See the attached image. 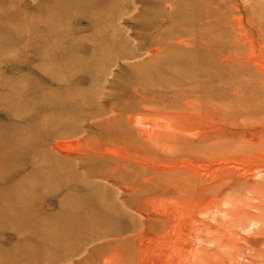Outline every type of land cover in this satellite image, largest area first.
<instances>
[{
	"label": "rangeland",
	"instance_id": "rangeland-1",
	"mask_svg": "<svg viewBox=\"0 0 264 264\" xmlns=\"http://www.w3.org/2000/svg\"><path fill=\"white\" fill-rule=\"evenodd\" d=\"M112 263L264 264V0H0V264Z\"/></svg>",
	"mask_w": 264,
	"mask_h": 264
},
{
	"label": "bare ground",
	"instance_id": "bare-ground-1",
	"mask_svg": "<svg viewBox=\"0 0 264 264\" xmlns=\"http://www.w3.org/2000/svg\"><path fill=\"white\" fill-rule=\"evenodd\" d=\"M28 29V28H27ZM171 51V50H170ZM157 53V52H156ZM166 57H168V56H166ZM111 64V63H110ZM66 66V65H65ZM67 68V67H66ZM101 72V71H100ZM109 73V72H108ZM82 87V86H81ZM85 88V87H84ZM96 91V90H95ZM94 91V92H95ZM8 93V92H7ZM53 95V94H52ZM8 96V95H7ZM6 96V97H7ZM19 98V97H18ZM96 98V97H95ZM7 99V98H6ZM5 99V100H6ZM7 101H8V99H7ZM95 101V100H94ZM5 102V101H4ZM200 105V104H199ZM94 106V105H93ZM192 107V106H191ZM115 111V110H114ZM116 112V111H115ZM117 113V112H116ZM90 114V113H89ZM20 117V116H19ZM98 119V118H97ZM103 119V118H102ZM40 120V119H39ZM92 120V119H91ZM108 120V119H107ZM153 120V119H152ZM41 121V120H40ZM44 121V120H43ZM86 121V120H85ZM105 122H106V119L104 120ZM148 122H151V121H148ZM44 123V122H43ZM59 123V122H58ZM96 123V122H95ZM114 123V122H113ZM120 123V122H119ZM39 124V123H38ZM41 124H42V121H41ZM105 124V123H104ZM109 124V123H108ZM120 125V124H119ZM44 126V125H43ZM108 126V125H107ZM130 126H132V125H130ZM40 127V126H39ZM115 127V126H114ZM87 128V127H86ZM131 128H133V127H131ZM40 129H42V128H40ZM34 130V129H33ZM26 131V130H25ZM24 131V132H25ZM39 131V130H38ZM88 131V130H87ZM143 131V130H142ZM170 131V130H169ZM41 132V131H40ZM39 132V133H40ZM76 133H79V132H76ZM85 133V132H84ZM98 133V132H97ZM139 133V132H138ZM63 135V134H62ZM76 135V134H75ZM83 135V134H82ZM64 136V138H65V136L66 135H63ZM125 136V135H124ZM202 136V135H201ZM57 137H58V135H57ZM114 137V136H113ZM152 137V136H151ZM198 137V136H197ZM62 138V137H61ZM196 138V137H195ZM57 139V138H56ZM84 139H86L85 137H84ZM60 140H62V139H60ZM2 141V140H1ZM67 141V140H66ZM59 142V141H58ZM79 142H80V139H79ZM79 142L78 143H76V144H79ZM81 142H82V140H81ZM81 142H80V144H81ZM134 142V141H133ZM147 142V141H146ZM61 143V142H60ZM59 143V144H60ZM72 143H73V141H72ZM74 143V144H75ZM154 143V142H153ZM195 143V142H194ZM57 144V143H56ZM62 144V143H61ZM76 144H75V146H76ZM123 144V143H122ZM196 144V143H195ZM58 145V144H57ZM63 145V144H62ZM62 145H59V146H57L55 149H58V151H59V148L61 149V150H63L62 149ZM68 144H66V145H63V146H67ZM103 145H105V144H103ZM120 145V144H119ZM83 146V145H82ZM126 146V145H125ZM132 146V145H131ZM135 146V145H134ZM172 146V145H171ZM65 147H63V148H65ZM68 147V146H67ZM76 148V147H75ZM80 148H82V147H80ZM135 148V147H134ZM67 149V148H66ZM70 150H71V148H69ZM69 149H67V150H69ZM124 149V148H123ZM127 149H128V147H127ZM69 150V151H70ZM120 150V149H119ZM169 150V149H168ZM53 151H56V150H53ZM64 151H65V149H64ZM95 151V150H94ZM167 151V150H166ZM57 152V151H56ZM67 152V151H66ZM73 152V151H72ZM135 152V151H134ZM168 152H170V151H168ZM205 152V151H204ZM58 153V152H57ZM60 154H62V152H59ZM206 153V152H205ZM212 153V152H211ZM66 155H69V153L67 154V153H65ZM77 154H79V156L80 155H82L83 156V153H77ZM63 155V154H62ZM211 155V154H210ZM87 156V155H86ZM99 156V155H98ZM123 156H124V154H123ZM169 156V155H168ZM76 157V156H75ZM85 157V156H84ZM114 157V156H113ZM199 157V156H198ZM211 157V156H210ZM137 158V157H136ZM139 158V157H138ZM209 158V157H208ZM85 159H87V158H85ZM77 160V159H76ZM78 161V160H77ZM209 161H211V160H209ZM117 162V161H116ZM216 162V161H215ZM133 163V162H132ZM147 164V163H146ZM227 165V164H226ZM225 166V165H224ZM147 167V166H146ZM191 167V166H190ZM84 169V168H83ZM119 169V168H118ZM194 169V168H193ZM81 170V169H80ZM219 171V170H218ZM175 172V171H174ZM216 173V172H215ZM223 173V172H222ZM52 174V173H51ZM211 174V173H210ZM100 178V177H99ZM123 178V177H122ZM50 180V179H49ZM102 181V180H101ZM28 182V181H27ZM42 182V181H41ZM212 182V181H211ZM37 184V183H36ZM108 184V183H107ZM34 185V184H33ZM115 187V186H114ZM128 188V187H127ZM135 188V187H134ZM143 189H145V188H143ZM26 191V190H25ZM24 191V192H25ZM134 191V190H133ZM15 198V197H14ZM13 198V199H14ZM121 198V197H120ZM124 200V199H123ZM17 202H18V200H17ZM19 203V202H18ZM123 203V202H122ZM22 204V203H21ZM159 205H160V203H159ZM22 206V205H21ZM22 208V207H21ZM28 208H30L31 209V207H28ZM128 209V208H127ZM131 209V208H130ZM25 210V209H24ZM31 210H29V212H30ZM67 211H69V210H67ZM155 212V211H154ZM21 214V213H20ZM22 214H23V212H22ZM30 214V213H29ZM21 216V215H20ZM24 217V216H23ZM27 217V216H26ZM25 217V218H26ZM181 217V216H180ZM182 219V218H181ZM203 220H204V218H202ZM174 220V219H173ZM54 225L52 226V230H54V228L56 229H61L62 230V232H63V234H62V236L58 239V241H62V240H67L68 238H71V239H73L75 236H76V234L77 233H79V231H78V226H77V224L76 223H72V224H70V223H67V222H65L64 220H62V221H60L59 220V222H57V221H54V222H52ZM22 226H23V224H22ZM24 229V228H23ZM22 229V230H23ZM25 230V229H24ZM174 230V229H173ZM172 231V230H171ZM170 231V232H171ZM176 231V230H175ZM179 231V230H178ZM201 231V230H200ZM18 232V231H17ZM23 232V231H22ZM20 233V232H19ZM120 232L118 231V232H116V231H114L113 233H110L111 235H118ZM22 235H23V233H22ZM24 235H25V233H24ZM23 235V236H24ZM31 235V234H30ZM108 234H106V233H103L100 237H98V238H105L106 236H107ZM132 235V234H131ZM137 235V234H136ZM142 235V234H141ZM19 237L21 236V234L20 235H18ZM28 236V235H27ZM138 236V235H137ZM94 237H95V235H94ZM136 237V236H135ZM148 237V236H147ZM21 238V237H20ZM213 238V237H212ZM154 242V241H153ZM150 243V242H149ZM156 244V243H155ZM154 244V245H155ZM161 244V243H160ZM166 244V243H165ZM94 245V244H93ZM154 245H152V246H154ZM160 246V245H159ZM212 246V245H211ZM168 247H170V246H168ZM197 248V247H196ZM163 250V249H162ZM87 251V250H86ZM88 252V251H87ZM119 252V251H118ZM116 253V252H115ZM157 253V252H156ZM118 254V253H117ZM163 254V253H162ZM123 256V255H122ZM194 258V257H193ZM184 260V259H183ZM70 261V260H69ZM72 261V260H71ZM116 261V260H115ZM118 262V261H117ZM158 262V261H157ZM114 263V262H113ZM112 263V264H113ZM154 263V262H153ZM121 264H123V263H121Z\"/></svg>",
	"mask_w": 264,
	"mask_h": 264
}]
</instances>
